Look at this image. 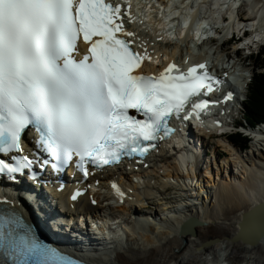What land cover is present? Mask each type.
<instances>
[{"label": "snow or ice", "instance_id": "obj_1", "mask_svg": "<svg viewBox=\"0 0 264 264\" xmlns=\"http://www.w3.org/2000/svg\"><path fill=\"white\" fill-rule=\"evenodd\" d=\"M131 8L130 0H0V153L22 151L21 133L36 125L43 150L57 164L75 157L86 177V165L144 155L161 131L171 133L169 119L186 106L199 118L208 101L192 98L211 92L214 78L204 64L181 71L169 63L158 76L135 74L151 57L137 50L142 45L125 26ZM81 41L87 52L76 59ZM12 159L15 165L0 159V173L32 163ZM0 264L74 262L14 214L0 212Z\"/></svg>", "mask_w": 264, "mask_h": 264}, {"label": "bare ground", "instance_id": "obj_2", "mask_svg": "<svg viewBox=\"0 0 264 264\" xmlns=\"http://www.w3.org/2000/svg\"><path fill=\"white\" fill-rule=\"evenodd\" d=\"M185 1L187 0H167L166 7L164 6L165 10L159 5L158 13L169 22L177 19V23L187 16H191L194 21L197 16L196 11L193 13L186 10ZM168 2L172 5L173 10L171 11L167 9ZM208 2L212 3V0H203L204 4ZM216 3L217 5L220 3L228 5L235 15L232 21L227 17L228 19L226 18L224 22L227 25L221 24L218 30L217 42L222 52L220 50L217 52L216 60L222 65L224 60L229 59L231 62H227V65H231L232 68L229 69V76L236 78L240 76L241 71H247L250 68L240 60V56H237V60H235L231 54L224 51L248 47L250 39L245 40L241 47L237 45V42L240 41L238 35L243 34L247 28L255 32L259 28L264 29V0H217ZM160 4H164V0H160ZM197 7L200 9V4L195 6V8ZM244 11L246 14L242 15ZM159 15L157 22L159 21L160 25H163ZM222 18L225 17L222 16ZM193 29H195L192 33L194 42L193 40L191 42L190 35L186 39L179 35L176 42L172 44L170 42H173L174 39L169 36L171 38L169 43L172 47L169 48L170 44H168L164 48L167 51L166 54L169 53L171 57H165V60L174 61V57L181 58L184 55L195 58L197 54H206V50L199 51V48L196 47V42H199L196 31L200 30L202 33L200 36H203L206 33L205 26L200 23ZM173 31L175 34V30ZM258 34L264 38V30ZM137 38L148 46L150 41H154L149 35L138 34ZM156 48L154 47V50ZM262 130L264 132V127ZM262 136L264 137V135ZM252 146L251 151L240 154L238 147L225 142V140H217L215 146L212 145L216 154H219L217 148L220 147V150L228 157L224 163H218L214 152H211V156L208 157L205 155V151H201L202 149L197 148V144H195L197 156L189 165L188 171L184 170V166H178L177 159L169 161L166 158H161L158 162L152 160V166L137 175V179H141L142 184L148 187L145 192H142V188L145 187L141 184L137 187L133 185V191L126 194L125 197L115 196L112 198L107 195L105 184L99 183L92 187V191L98 194L97 199L82 198L77 204V207L82 206L81 208H73L66 204L63 212H56V216L62 219V224L54 223L53 211L56 205L50 199L51 192L48 191L47 186L37 185L39 187L37 189L31 182L20 184L15 186L17 190L14 191L13 196L16 197L17 202L31 210V218L36 222L43 235L56 243H70L71 246H78L88 257H94V260H90L94 264H139L140 261L142 264H189L188 253L198 249L200 244L208 239L201 227L208 228L215 224L214 228L221 231L219 225L221 222L219 223L218 220L224 218L231 226V229H228L231 241V237L237 234L240 229L239 224L243 214L264 200V138L261 135L257 136ZM187 153L192 154L188 151ZM199 163L204 166V172H200ZM231 163H233V167L237 168L236 170L232 169ZM131 177L136 178L135 174ZM124 178L120 177L119 179ZM147 178H149L148 181ZM126 179L128 180V178ZM153 180L160 182V185H154ZM103 191L107 198L99 199V195L103 194ZM155 193L160 196L156 198ZM164 195H171V198L164 197ZM52 197L57 200L55 195ZM59 198L65 200L66 196L59 194ZM128 201L129 204H127ZM160 201H166L165 206L162 205V208L158 207L152 212L145 210V208L155 207L158 204L161 206ZM184 208H187L186 211H183ZM171 210L172 216L168 213ZM76 218L79 225H76V220H74ZM190 218L198 220L194 233L181 234V226ZM66 219H72V221L68 222ZM105 220H109L110 223L102 224ZM97 225L102 227L112 242H110V249L95 254L87 249L90 245L95 243L94 245L100 248L105 246L98 242V238L92 233L96 230ZM125 227L132 231L126 232L131 234L136 241L140 239V243L136 246L123 240ZM118 228L119 239L114 232H110L117 231ZM233 244L240 246L241 251L245 253H250L253 250H261L264 253V239L254 246L241 242ZM206 247L204 248L207 249ZM146 252L155 258L150 257L151 259L145 261ZM159 252H164L161 259H157ZM217 263L220 264V261ZM207 264H215V261L211 258L210 263Z\"/></svg>", "mask_w": 264, "mask_h": 264}, {"label": "rangeland", "instance_id": "obj_3", "mask_svg": "<svg viewBox=\"0 0 264 264\" xmlns=\"http://www.w3.org/2000/svg\"><path fill=\"white\" fill-rule=\"evenodd\" d=\"M197 1L198 0H196V2ZM216 2H217V0H212V3H209V2L205 3V4L200 3V8H201L200 14L202 16H204V19L211 18L210 20L206 19L207 24L218 25L219 27H221L220 19L222 16L226 17V18L229 17V20L232 21L235 15L230 10V8H228L229 7L228 5L222 4V3H220V5H217ZM245 14L246 13L244 11L242 13V15H245ZM247 15H248V13H247ZM247 23H249V22H247ZM225 24L227 25V23H224V25ZM234 25H235V22L233 24V27H234ZM249 25H251V24H249ZM245 28H247V27H245ZM247 29L250 30V28H247ZM256 29H257V27H256ZM262 30H264V29L259 28L256 30V32L251 30L252 32H251V36L249 38L250 43H251V47H250V49L246 48L245 50H242L240 52V59L242 60L245 58L244 63L247 67L250 68V70L246 68L247 72H249V73H251L253 71L252 70L253 67H254V72L256 70H259L261 73H264V67L259 69V67H261L260 61H258V60L256 61V55L258 56L259 47L262 45L261 43H264V38H262V36H259V34H258V32H261ZM251 40H255L257 42H254V41L251 42ZM261 48H263V46H261ZM230 54H232V51H230ZM262 58H264V57H262ZM262 63H264V59H263ZM259 125L260 124L258 123V126ZM262 129H263V127H261V128L259 127V128H257V130H255L256 132L254 134V139L252 141L246 140L244 142L245 145L244 144L242 146H240V144L237 145L239 148L238 150H239L240 154L246 153L247 151H249L251 149V147H253L252 143L255 141L257 136L261 135V137L264 138L262 136V135H264L263 134L264 132ZM225 142H227V141L225 140ZM213 143L212 144L215 146L216 141H214ZM228 143H230V142H228ZM202 145L204 148L206 147L205 143H202ZM209 149L212 152H214V154L216 155L217 159L215 157L214 158L219 161L218 163H221V162L224 163V161L227 160L226 159V158H228L227 155L220 150V147L217 148V150H218V153L221 155H219V154L217 155L213 148H209ZM232 164L233 163H231L232 169L236 170L237 168L233 167ZM204 170L205 169L202 166L200 169V172H204ZM186 177H188V176L186 175ZM153 182H154V185H156V186L160 185V182H157L155 180H153ZM236 182H238V181H236ZM103 194L106 195L104 191H103ZM155 195H156V193H155ZM159 196H160L159 194L156 195V198H158ZM166 196L171 198V195H166ZM166 196L164 195V197H166ZM105 198H107V197H105ZM164 203H166V201H162V202L160 201L161 206L158 204L155 207L145 208V210L147 212H152L153 210L157 209L158 207L162 208V205L165 206ZM178 209H180V208H178ZM186 209L187 208H184L183 211H186ZM168 213L171 216L173 214L172 210L169 211ZM223 219L224 218H221L218 220L219 223L221 222V224H219L221 229H222L221 231H217L214 228L215 224H212V226H209L208 227L209 229L207 227H201V230L206 234L207 238L219 237V242L215 245L210 246L209 248L206 247L209 250L205 249L204 247L203 248L201 247V249L196 248V250L195 249L191 250V252H189L187 255V258L190 259L189 264H201V262H203V264H207V263H210L211 258L215 261V264H218L217 262H219V261H220V264H264V253L261 250H253L250 253H245V252L241 251L240 246H238L237 244H233L229 240L231 235H230L228 229H231V226L228 225V223L226 222L225 219H224L225 221ZM125 237H126L125 241L126 242L129 241L132 245L136 246V244L140 243V239H139V241H136L133 238V236L126 235ZM131 238H132V242H131ZM123 239H124V237H123ZM204 242H202L200 245H202ZM163 254H164V252L157 253V256H158L157 259H161ZM145 255L147 256V258H145V261H147L148 259H151V258L152 259L155 258V257H153V255H150L149 252H146ZM148 255H149V257H148ZM139 264H142V261H140Z\"/></svg>", "mask_w": 264, "mask_h": 264}, {"label": "water", "instance_id": "obj_4", "mask_svg": "<svg viewBox=\"0 0 264 264\" xmlns=\"http://www.w3.org/2000/svg\"><path fill=\"white\" fill-rule=\"evenodd\" d=\"M198 224V220L194 218L188 219L181 226V234L194 233V228ZM240 229L231 237V242H241L250 246L257 245L261 239H264V200L253 206L249 211L245 212L239 224ZM219 242V237H209L201 247L212 246ZM85 263H91L86 260Z\"/></svg>", "mask_w": 264, "mask_h": 264}, {"label": "trees", "instance_id": "obj_5", "mask_svg": "<svg viewBox=\"0 0 264 264\" xmlns=\"http://www.w3.org/2000/svg\"><path fill=\"white\" fill-rule=\"evenodd\" d=\"M261 61V57H258L256 61ZM261 81L260 85H255L251 88V93L248 98L249 102L247 103V113L248 117L246 118V122L251 125H255V123L263 122L264 124V78ZM232 141L236 145L240 144L242 146L246 141L244 138L237 134L232 136ZM245 145V144H244Z\"/></svg>", "mask_w": 264, "mask_h": 264}]
</instances>
